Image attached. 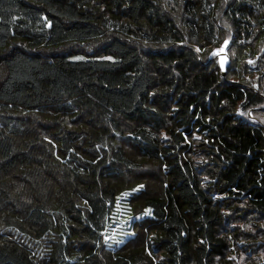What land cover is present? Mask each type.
Returning a JSON list of instances; mask_svg holds the SVG:
<instances>
[{"label": "trees", "instance_id": "obj_1", "mask_svg": "<svg viewBox=\"0 0 264 264\" xmlns=\"http://www.w3.org/2000/svg\"><path fill=\"white\" fill-rule=\"evenodd\" d=\"M226 23L222 73L201 52ZM263 40L264 0H0V264H235L264 223L238 211L264 216Z\"/></svg>", "mask_w": 264, "mask_h": 264}, {"label": "rangeland", "instance_id": "obj_2", "mask_svg": "<svg viewBox=\"0 0 264 264\" xmlns=\"http://www.w3.org/2000/svg\"><path fill=\"white\" fill-rule=\"evenodd\" d=\"M219 9L220 8L216 9V13L219 11ZM223 21L227 22L226 20H223V19L219 20L220 23H222ZM235 39H236V37H235V33H234L233 29L231 28V26L229 24L226 23L223 30H221L219 33L218 43L215 45H211L210 47H205L203 54L201 52V58H203L205 60L203 62L204 67L208 68L211 65H213L214 62L218 61L219 59H223L224 58L223 51H224L225 46H227V52H228V55L230 57V60H233V56H235L236 54H239L238 48L235 47V44H236ZM226 40L228 41L227 45H225ZM249 42H252V41H249ZM253 44H254V42H253ZM195 47H196V50L199 49L198 45H196ZM93 48H89V49H87V51L91 52L93 50ZM221 49L223 51L219 55L213 54L214 52H217V50H221ZM82 56L83 55L78 56V57H82ZM238 57L244 58V55L241 54ZM23 60H24L23 56L17 54L8 62V66H9V69H10L12 74L17 72V70L22 66ZM246 61L247 62H249V61L254 62V72H255L254 74L260 72L261 69L264 70V42H262V44L259 46V48L254 52V58L251 59V57H247ZM35 64H36L35 60L31 59L29 61L28 65L24 71V74H23L24 77H32V78L36 77V75L33 72V68H34ZM230 64H231V61H230ZM229 68H230V66L227 69L229 70ZM229 79H237V77L236 76L235 77L230 76ZM238 79L240 80V78H238ZM258 115H261V113L259 111H255L254 112V118H257ZM197 138H202V136H199ZM197 138L194 140H197ZM200 156H201L200 154H198V156H196V154H193L194 159L197 161H198V159H200ZM154 178L155 177H152V179H154ZM128 194H129V192H124V193L119 194V196H118L119 200H118V203H117V205H116V207H115V209L111 215V222L107 225V228L105 230V235L109 236L110 238H115L117 240H124L127 235L131 234L132 230L130 229V222L132 221L131 220L132 216L126 214L128 209L130 211L132 210L131 202H129V205H128L127 200H124V198L127 197ZM241 206L243 208H241ZM239 207L240 208L238 211L246 209L249 212V214H247V215H245L244 213L240 214V216H242V217L246 216L248 219L250 217H252V218L262 217V219H264L263 215L252 214L251 210L248 209L247 204H245L244 202L239 203ZM145 210H147V208H145L143 211H141L139 213L132 212L131 214L132 215L143 214L145 212ZM227 212L231 216H236V214H237V212L234 210L233 211L229 210ZM227 219H228V217H227ZM251 219H249V220L252 221ZM250 223L253 224V222H250ZM258 223H259L260 227L252 230V233H250V235H249L250 241H246V242L240 241L239 242V245L242 246V248L247 249L248 246H251V248H248L246 250V252H244L242 255H241L240 250H236V254L234 252H232L235 254V257H236V259H234L235 264H247L246 263L247 260H250L252 262H256L255 264L258 263L257 262L258 261L257 254L262 252V250H263L262 247L261 248L258 247L259 246L258 244H260V239L262 240L264 238V223L262 221L261 222L258 221ZM228 224H229L228 227L232 226V220ZM239 226L242 229L245 228V230H247V231L251 230V228H252L251 225L243 224V223H239ZM243 240H245V239H243ZM254 240L256 242H258V244L256 243L258 246L252 245ZM116 245H117V243H115L112 239H110V243L106 244V246L109 248H112ZM238 257H239V259H238Z\"/></svg>", "mask_w": 264, "mask_h": 264}, {"label": "snow or ice", "instance_id": "obj_3", "mask_svg": "<svg viewBox=\"0 0 264 264\" xmlns=\"http://www.w3.org/2000/svg\"><path fill=\"white\" fill-rule=\"evenodd\" d=\"M49 27H50V25H48ZM228 44V41L226 40L225 41V45H227ZM223 50L221 49V50H217V52H214L213 54L214 55H219L221 52H222ZM76 59H82V57H76ZM107 59H111L110 57L109 58H107ZM249 63H252V61H249ZM221 67H223V60H221ZM146 211H148V210H146ZM149 214H150V212H149ZM104 239H105V242H108L110 239H112L115 243H117V244H119V243H123V240H117V239H115V238H110L109 236H107V235H105L104 236Z\"/></svg>", "mask_w": 264, "mask_h": 264}, {"label": "water", "instance_id": "obj_4", "mask_svg": "<svg viewBox=\"0 0 264 264\" xmlns=\"http://www.w3.org/2000/svg\"><path fill=\"white\" fill-rule=\"evenodd\" d=\"M223 56H224L223 59L218 60V64H219V67H220L222 73L225 72L226 67L229 65V62H230V57H229L228 52H227V46L224 47ZM221 60H223V67H221Z\"/></svg>", "mask_w": 264, "mask_h": 264}]
</instances>
